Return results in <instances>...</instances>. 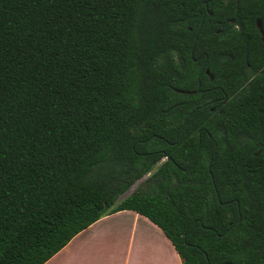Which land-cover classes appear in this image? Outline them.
Here are the masks:
<instances>
[{"label":"trees","instance_id":"trees-1","mask_svg":"<svg viewBox=\"0 0 264 264\" xmlns=\"http://www.w3.org/2000/svg\"><path fill=\"white\" fill-rule=\"evenodd\" d=\"M263 64L264 0H0V264L121 211L264 264Z\"/></svg>","mask_w":264,"mask_h":264},{"label":"crops","instance_id":"crops-1","mask_svg":"<svg viewBox=\"0 0 264 264\" xmlns=\"http://www.w3.org/2000/svg\"><path fill=\"white\" fill-rule=\"evenodd\" d=\"M45 264H183L162 229L148 218L121 211L78 234Z\"/></svg>","mask_w":264,"mask_h":264},{"label":"rangeland","instance_id":"rangeland-1","mask_svg":"<svg viewBox=\"0 0 264 264\" xmlns=\"http://www.w3.org/2000/svg\"><path fill=\"white\" fill-rule=\"evenodd\" d=\"M166 160V159H165ZM165 160H162L161 162L158 163V165L154 168V170L147 176H145L144 178H142L140 181H138L137 183H135L130 190L125 193L122 197L121 200H124L125 198H127L128 196H130L132 193H134L135 191L139 190L141 187H143L144 182L146 181V179L152 174L154 173L157 168L163 163L165 162Z\"/></svg>","mask_w":264,"mask_h":264},{"label":"flooded vegetation","instance_id":"flooded-vegetation-1","mask_svg":"<svg viewBox=\"0 0 264 264\" xmlns=\"http://www.w3.org/2000/svg\"><path fill=\"white\" fill-rule=\"evenodd\" d=\"M259 24H261V26L259 25ZM258 24V26H259V28L261 29V27H262V23H259ZM264 67V64L262 65V68ZM205 73L207 74V75H210V72L208 71V70H206L205 71ZM223 101H226L225 99L223 100ZM213 111L215 112V108H213ZM214 128L216 129V125L214 124ZM165 159H167V157L166 158H162V160H165ZM161 160V161H162ZM166 161V160H165ZM164 163V162H163ZM261 168H264V165H262L261 166Z\"/></svg>","mask_w":264,"mask_h":264},{"label":"water","instance_id":"water-1","mask_svg":"<svg viewBox=\"0 0 264 264\" xmlns=\"http://www.w3.org/2000/svg\"><path fill=\"white\" fill-rule=\"evenodd\" d=\"M261 26V24H259Z\"/></svg>","mask_w":264,"mask_h":264}]
</instances>
